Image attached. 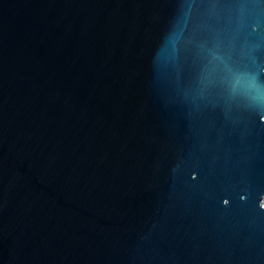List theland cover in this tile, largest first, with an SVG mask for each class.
I'll return each mask as SVG.
<instances>
[{
    "label": "water",
    "instance_id": "95a60500",
    "mask_svg": "<svg viewBox=\"0 0 264 264\" xmlns=\"http://www.w3.org/2000/svg\"><path fill=\"white\" fill-rule=\"evenodd\" d=\"M0 264H264V0H0Z\"/></svg>",
    "mask_w": 264,
    "mask_h": 264
}]
</instances>
